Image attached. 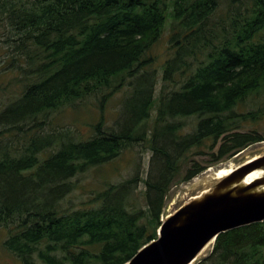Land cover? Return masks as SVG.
Returning <instances> with one entry per match:
<instances>
[{"label":"trees","instance_id":"1","mask_svg":"<svg viewBox=\"0 0 264 264\" xmlns=\"http://www.w3.org/2000/svg\"><path fill=\"white\" fill-rule=\"evenodd\" d=\"M168 23L155 96L156 59L147 52ZM0 25L22 85L0 109V229L22 264H126L157 238L185 153L208 148L219 162L264 142V0H0ZM122 88L130 96L115 128L101 120L83 141L46 131L53 112ZM136 143L152 150L145 179L62 206L78 173ZM205 169L194 162L182 180ZM137 182L144 208L132 201ZM195 264H264V222L218 235Z\"/></svg>","mask_w":264,"mask_h":264},{"label":"rangeland","instance_id":"2","mask_svg":"<svg viewBox=\"0 0 264 264\" xmlns=\"http://www.w3.org/2000/svg\"><path fill=\"white\" fill-rule=\"evenodd\" d=\"M169 23L165 27V31L159 41L153 45L147 55L156 59L155 69L158 75V81L155 88V96L159 93L162 63L169 55L168 38ZM10 37V31L0 25V109L14 101L22 91L20 84V76L13 71L8 65V57L11 56L7 52V44L5 40ZM7 59V60H6ZM130 90V89H129ZM126 88L113 93L104 95L102 93L88 97L84 100L77 101L73 105H68L53 112L48 116L49 126L46 131L61 132V130L69 131L73 139L86 140L91 138L95 133L97 124L102 120L104 130L111 127L115 128V121L124 107L126 110V100L130 96L129 92L125 93ZM125 93V94H124ZM103 95V96H102ZM126 101V102H125ZM154 112L146 125L151 127L153 124ZM196 121L194 117L184 120V127L181 129V135L191 132L193 123ZM215 151V150H214ZM213 151V152H214ZM264 154V142L252 145L245 150L227 157L219 162H214L212 151L208 148L195 149L191 148L181 158L180 172L170 184L169 190L165 196L164 207L162 210V218L166 217L169 212L173 211L179 204H182L189 195L214 178L216 171L220 168L237 166L249 161L252 158ZM152 158V150L146 143H136L131 147L124 149L118 157L97 167H88L86 170L78 173L73 179L74 187L69 195L62 201V206L70 208H79L84 206L93 194L100 192L108 186L117 185L124 180H128L137 175L138 178L145 179L150 167ZM196 162L201 166H205V170L192 178L188 182L182 180L185 170ZM145 186L141 182L136 183L132 201L137 200L136 208L145 207L142 192ZM161 218V219H162ZM8 237V230L0 229V264H22L21 261L9 253L3 246V242ZM211 249L204 254L205 258ZM201 257V259H203Z\"/></svg>","mask_w":264,"mask_h":264},{"label":"water","instance_id":"3","mask_svg":"<svg viewBox=\"0 0 264 264\" xmlns=\"http://www.w3.org/2000/svg\"><path fill=\"white\" fill-rule=\"evenodd\" d=\"M253 172L260 174L246 182ZM160 221L157 240L126 264H195L218 235L264 222V154L207 181Z\"/></svg>","mask_w":264,"mask_h":264},{"label":"bare ground","instance_id":"4","mask_svg":"<svg viewBox=\"0 0 264 264\" xmlns=\"http://www.w3.org/2000/svg\"><path fill=\"white\" fill-rule=\"evenodd\" d=\"M231 170H232V167H229V168H220V169H218L216 171L217 173L215 174V176H214L213 179L221 178V177L227 175L229 172H231ZM259 174L260 173H258V172H253V173L249 174L247 176V178H246V182H249L250 180L256 178Z\"/></svg>","mask_w":264,"mask_h":264}]
</instances>
